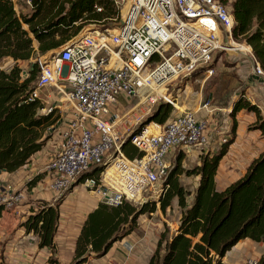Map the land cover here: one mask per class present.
I'll use <instances>...</instances> for the list:
<instances>
[{
  "label": "built area",
  "instance_id": "built-area-1",
  "mask_svg": "<svg viewBox=\"0 0 264 264\" xmlns=\"http://www.w3.org/2000/svg\"><path fill=\"white\" fill-rule=\"evenodd\" d=\"M111 1L120 20L108 37L83 33L37 64L39 77L29 100H41V90L57 86L72 110L42 173L47 176L46 189L60 193L100 166L97 177L85 176L81 183L101 203L117 206L126 201L135 206L151 198L158 207L161 183L173 162L168 155L188 156L209 143L208 121L178 109L167 89L202 67L208 76L213 74L208 66L218 50L229 48L234 20L219 0ZM237 45L248 47L242 52L251 62V72L264 78L251 48ZM122 95L137 102L123 113H110L109 106L118 105ZM159 102L180 111L164 123L150 121L134 132ZM52 110L42 109L45 114ZM128 137L140 156L124 155L122 144ZM11 191L0 184V209L19 197ZM242 264H258V259Z\"/></svg>",
  "mask_w": 264,
  "mask_h": 264
},
{
  "label": "trees",
  "instance_id": "trees-1",
  "mask_svg": "<svg viewBox=\"0 0 264 264\" xmlns=\"http://www.w3.org/2000/svg\"><path fill=\"white\" fill-rule=\"evenodd\" d=\"M29 1L31 12L28 14L20 10L17 13L13 0H0V61L7 57L13 61L8 70L0 69V172L6 173H13L30 162L51 138V129L54 132L58 119L53 110L43 113L41 100H29L39 77V67L30 63L25 72L20 63L27 62L33 53L32 37L38 42V52L43 54L69 41L85 23H105L115 13L111 0ZM219 1L234 20L232 39L248 45L264 71V0ZM240 110L254 113L256 121L249 129L264 133V117L243 94L234 102L231 115ZM171 111L169 104L159 102L134 132L150 121L164 123L173 116ZM229 143L225 141L215 152H202L199 165L186 170L181 168L182 155L177 154L161 183L158 207L164 214L176 201L181 215L175 232L170 234L169 228L164 227L148 264H222L226 252L243 239L264 247V151L249 164L241 178L217 190L214 175ZM122 151L130 159L141 155L129 139L122 144ZM100 171V166L91 168L54 202H41L19 224L24 233L38 238V248L49 249L51 255L46 264H60L54 236L64 196L83 177H97ZM182 173L199 177L192 196L178 181ZM34 179L28 183L32 184ZM189 195L191 202L187 200ZM155 211L157 206L151 198L137 206L126 201L117 206L98 203L81 225L69 264H87L89 259L103 257L115 242L137 228L141 215ZM258 264H264V252Z\"/></svg>",
  "mask_w": 264,
  "mask_h": 264
},
{
  "label": "crops",
  "instance_id": "crops-1",
  "mask_svg": "<svg viewBox=\"0 0 264 264\" xmlns=\"http://www.w3.org/2000/svg\"><path fill=\"white\" fill-rule=\"evenodd\" d=\"M16 2L17 0H13L14 10L19 13ZM29 8L23 3L20 11L28 13ZM52 50L45 52L44 55ZM33 53H39L37 47L33 48ZM239 65L237 63L235 67L241 83L240 87H236L232 82L230 85L228 83L229 86L226 88L223 86L221 92L219 87H216L215 90L218 92L211 98L213 106L210 105L206 109L201 108L204 101L201 103L199 100L198 103V99L184 105L185 109L193 112L197 119L208 121L209 143L195 147L188 156L181 154L182 169L186 170L199 165V156L202 152H215L222 143L230 141L214 175V185L217 190L241 178L249 164L264 151V133L257 129H249V126L256 121V115L245 110L231 115L234 102L240 94H243V98H251L255 102L264 117V78L251 72L250 61ZM42 102L45 103L43 100ZM44 106L47 107L46 104ZM176 107L181 109L178 105ZM233 123H235L234 131ZM57 145L58 142L55 143V140L49 139L46 145L33 155L29 163L13 173L0 172V184L10 186L12 195L19 196L11 201L10 206L0 209V261L3 264H46L51 255L48 248H38V238L31 233H24V229L19 224L28 214L35 211L41 202L52 203L60 194L46 189L47 176L42 173L43 163L51 156ZM177 154L170 153L168 160L174 162ZM32 179H34L33 183L29 184L28 182ZM198 179L196 175L186 176L184 173L178 175L179 183L191 193V196ZM83 189L87 193L84 196L85 200L69 212L63 213L61 206L71 196L74 187L64 196L60 204L58 227L54 236L56 258L60 264L70 263L75 240L83 221L87 214L101 203L95 194L88 192L84 187ZM191 200L192 197L188 202ZM180 215L176 201L164 214L157 207L154 213L141 215L136 229L122 240L115 242L103 257L89 259L87 264H148L160 233L165 226L169 228L170 234L175 232ZM255 249L261 252H254ZM263 252L264 247L261 243L255 246L252 241L243 239L226 252L222 264H242L248 258L259 260Z\"/></svg>",
  "mask_w": 264,
  "mask_h": 264
},
{
  "label": "rangeland",
  "instance_id": "rangeland-1",
  "mask_svg": "<svg viewBox=\"0 0 264 264\" xmlns=\"http://www.w3.org/2000/svg\"><path fill=\"white\" fill-rule=\"evenodd\" d=\"M23 1V2H22ZM18 11L23 6V3L27 8L30 7L29 4L25 3L24 0H19L18 2ZM27 12V11H25ZM31 12V9H28V14ZM111 19L107 18L104 21H101L99 24L97 23H85L83 27L79 30V32L73 36L71 39L78 37L79 35L87 32H97L98 34H101L102 36L108 37L109 34L112 32V29H114L117 25V22L120 20V14L119 12L115 11V13L110 17ZM23 27L26 29L27 27L23 25ZM95 34V33H94ZM31 36V35H30ZM70 39V40H71ZM236 44H243L241 42H237L232 40ZM32 48L37 47L38 50V42L32 37ZM62 46V45H61ZM59 48H61L59 46ZM59 48L53 49L50 53H47L44 55L41 53H32L31 57L27 62H21L20 66L23 71H28V66L30 63H36L43 61L44 59H48L54 52L58 51ZM9 58V57H8ZM214 61H211L210 68H213L214 72L212 75L208 76V74L205 72V67L199 68L196 72H194L188 79L183 80H177L172 84V86H169L167 91L170 92L172 97H176V104L181 107L180 110H187L185 109L184 105H188L192 101H196L198 99L201 101V103L204 101L209 100V106L212 105L213 100L211 99L213 95H215L218 90H215L216 87H219V91H222V87L226 88L231 84V82L236 85V87H240L241 83L238 79V75L236 73V67L235 65L239 63L241 65L247 64L249 60L244 55V53L238 52V51H229V50H218L213 55ZM212 58V59H213ZM11 59V58H9ZM1 62V61H0ZM13 66V61H10L8 65L4 66V70H8ZM23 76V73H21ZM229 83V85H228ZM225 92V90L223 91ZM39 96L41 101L43 100L47 107L51 106L54 111V116L57 117V121L53 126V130L51 131V138L52 140H55V143L60 141V135L61 131L65 128L66 122L71 119L72 117V110H68V105L64 99V96L61 94L57 86H49L44 88L39 92ZM137 102L136 98L128 97L125 95H122L119 98V104L118 105H110L109 110L110 113L112 112H119L123 113L130 109V107ZM215 104V103H214ZM213 106V105H212ZM155 110V108H154ZM180 110H176L172 107V111L170 115H174L176 112H179ZM45 114V112L43 111ZM53 132V133H52ZM46 133H49L48 131ZM55 145V144H53ZM174 162H172V165ZM63 192H60L59 198L61 195H63ZM87 193L83 189L82 183L78 184L74 187V191H72L71 196H69L62 204L61 211L69 212L72 210L75 206L79 205L82 200H85L84 196ZM147 192L143 193L145 196ZM56 198V199H57ZM191 196L189 195L187 197V200L190 201ZM139 205V204H138ZM137 206V204H135ZM256 245H260V243L253 242ZM259 248V247H258ZM254 252L260 253L261 251H258L255 249ZM96 264V263H95Z\"/></svg>",
  "mask_w": 264,
  "mask_h": 264
},
{
  "label": "bare ground",
  "instance_id": "bare-ground-1",
  "mask_svg": "<svg viewBox=\"0 0 264 264\" xmlns=\"http://www.w3.org/2000/svg\"><path fill=\"white\" fill-rule=\"evenodd\" d=\"M228 49L229 51H234V50H237V51H246L248 49V47L246 46H242V45H237L236 43H234L233 41H229L228 42Z\"/></svg>",
  "mask_w": 264,
  "mask_h": 264
},
{
  "label": "water",
  "instance_id": "water-1",
  "mask_svg": "<svg viewBox=\"0 0 264 264\" xmlns=\"http://www.w3.org/2000/svg\"><path fill=\"white\" fill-rule=\"evenodd\" d=\"M10 62V59L9 58H6L5 60H2L1 62H0V66L1 67H4V66H6L8 63ZM127 139H129V137L127 138ZM126 139V140H127ZM124 143V142H123ZM107 164V162L105 163V165Z\"/></svg>",
  "mask_w": 264,
  "mask_h": 264
}]
</instances>
